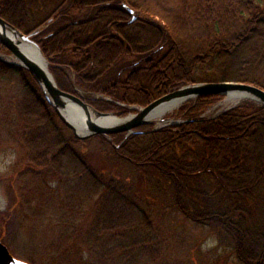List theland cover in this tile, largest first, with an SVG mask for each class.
<instances>
[{
    "label": "trees",
    "instance_id": "1",
    "mask_svg": "<svg viewBox=\"0 0 264 264\" xmlns=\"http://www.w3.org/2000/svg\"><path fill=\"white\" fill-rule=\"evenodd\" d=\"M0 16L23 32L53 18L36 41L63 65L49 66L58 86L120 116L189 82L264 89V0H0ZM221 98L189 99L176 113L189 120L151 132L81 139L34 75L0 57V148L17 152L0 172V240L31 264H193L191 222L239 263L264 264V104L201 116Z\"/></svg>",
    "mask_w": 264,
    "mask_h": 264
},
{
    "label": "water",
    "instance_id": "2",
    "mask_svg": "<svg viewBox=\"0 0 264 264\" xmlns=\"http://www.w3.org/2000/svg\"><path fill=\"white\" fill-rule=\"evenodd\" d=\"M123 6L132 14L130 21H133L136 18L135 11L127 4ZM52 19H48L30 32H23L0 16V43L10 51L8 54L0 53V57L6 56L7 61L25 67L34 75L47 102L59 118L72 129L77 138L84 139L95 134L109 137L111 133L117 132H125L126 137L131 133L151 132L168 124L189 120L173 116L166 117L164 114L201 94L222 95L225 102H230L220 112L243 101L264 104L263 88L245 82L220 80L182 84L144 106L131 105L130 107L136 108V111L125 116H120L114 111L99 110L81 95L63 90L56 83L49 68L52 56L46 57L34 40V37L45 29ZM58 66L62 67V65ZM71 79L73 80V77ZM145 124H153V126L148 129L137 128ZM114 145L118 146V144ZM0 264H30V262L14 256L8 246L0 240Z\"/></svg>",
    "mask_w": 264,
    "mask_h": 264
},
{
    "label": "rangeland",
    "instance_id": "3",
    "mask_svg": "<svg viewBox=\"0 0 264 264\" xmlns=\"http://www.w3.org/2000/svg\"><path fill=\"white\" fill-rule=\"evenodd\" d=\"M0 53H4V52L0 51ZM70 80L72 82L71 77H70ZM77 90L76 91L79 92L80 94H83V95L87 94V91H85L81 87H78ZM245 102L250 103L249 101H243L241 103H245ZM229 103L230 102H225L223 98L215 100L211 105H209L201 113V116L203 117L215 116L220 112V110L228 106ZM130 106L131 105H129V107ZM176 113H177V108H173L169 111H166L164 116L166 117L173 116V117L182 118L181 116H178ZM152 126L153 125H150L149 127H152ZM90 148H93L92 144L90 145ZM16 158H17V152L15 149H12L11 147H6V148L1 147L0 148V172H5L8 169H10L11 165L16 161ZM7 203H8V198L5 193L3 184L0 181V211L6 208ZM41 222L43 223L46 222L45 217L41 219ZM42 227L41 229L44 230V228ZM38 230L40 231L39 227H38ZM187 234L188 236H190V238L199 239L200 245L198 248H196V255L192 258L193 264H241L237 261L235 254L231 251V247L226 245L225 241L222 243L215 234L208 231L207 227L195 226L193 223L188 222L187 223ZM6 244L8 245L11 253L14 256L26 260L24 256L25 255L24 250L16 249V248L11 247L10 244L8 243ZM30 254L36 260L39 258L38 257L39 253L36 249H31Z\"/></svg>",
    "mask_w": 264,
    "mask_h": 264
},
{
    "label": "flooded vegetation",
    "instance_id": "4",
    "mask_svg": "<svg viewBox=\"0 0 264 264\" xmlns=\"http://www.w3.org/2000/svg\"><path fill=\"white\" fill-rule=\"evenodd\" d=\"M123 4L124 3H121V6H123ZM124 7V6H123ZM128 11V10H127ZM128 13L131 15V17H132V14L128 11ZM131 19V18H130ZM130 19H128L127 20V23H129V22H131L130 21ZM136 19V18H135ZM53 20V19H52ZM71 23V24H76V23H78L79 21L78 20H72V19H68V20H66L65 21V23ZM48 30V29H47ZM54 33V31L53 30H48L47 32H45V33H39V34H37L36 36H35V40H42L43 38H45V37H50L52 34ZM51 64H53L54 66H56V67H60V66H58V65H62V64H56V63H51ZM63 66V65H62ZM68 72V71H67ZM70 73V72H69ZM70 75H72V73H70ZM71 77V76H70ZM74 84V83H73ZM79 86L78 85H76V84H74L73 85V91H69V92H72V93H76V94H78V95H81L82 96V98L83 99H85L84 97V95L83 94H80L79 92H77L78 90H77V88H78ZM77 90V91H76Z\"/></svg>",
    "mask_w": 264,
    "mask_h": 264
}]
</instances>
